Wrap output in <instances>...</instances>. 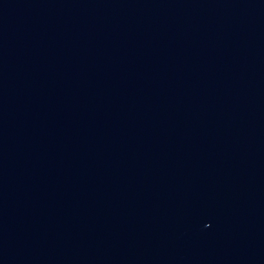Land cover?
Here are the masks:
<instances>
[{
    "label": "water",
    "instance_id": "95a60500",
    "mask_svg": "<svg viewBox=\"0 0 264 264\" xmlns=\"http://www.w3.org/2000/svg\"><path fill=\"white\" fill-rule=\"evenodd\" d=\"M0 264H264V0H0Z\"/></svg>",
    "mask_w": 264,
    "mask_h": 264
}]
</instances>
